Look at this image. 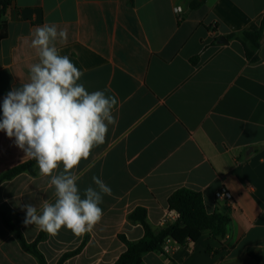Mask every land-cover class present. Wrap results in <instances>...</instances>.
<instances>
[{
  "label": "crops",
  "instance_id": "1",
  "mask_svg": "<svg viewBox=\"0 0 264 264\" xmlns=\"http://www.w3.org/2000/svg\"><path fill=\"white\" fill-rule=\"evenodd\" d=\"M192 1L10 0L5 9L0 105L28 82L37 61L31 32L53 23L68 30L67 43L57 47L84 73L80 83L118 100L105 142L73 170L82 196L95 187L93 176L111 188L103 217L79 237L66 228L47 234L37 244L47 264L82 244L63 264H113L126 250L120 237L136 241L144 233L128 215L145 208L155 231L174 223L178 215L167 200L181 188L200 193L209 214L228 208L215 198L218 190L232 194L225 238L189 228L194 242L174 243L168 255L148 253L142 264H256L248 251L264 254V37L256 63L227 38L259 28L264 0H205L195 9ZM28 160L0 131V175ZM44 199L54 201V190L39 169L0 184V204L15 212L26 214L25 205ZM18 228L27 243L40 232L25 223ZM0 264H39L1 218Z\"/></svg>",
  "mask_w": 264,
  "mask_h": 264
},
{
  "label": "clouds",
  "instance_id": "2",
  "mask_svg": "<svg viewBox=\"0 0 264 264\" xmlns=\"http://www.w3.org/2000/svg\"><path fill=\"white\" fill-rule=\"evenodd\" d=\"M30 35L37 61L29 68L28 82L4 97L0 131L14 138L25 158L36 161L40 175L54 190V201L24 206L25 224L53 236L66 228L79 237L101 221L100 205L111 188L93 176L95 187L88 186L82 196L73 170L105 142L109 125L115 123L112 113L118 100L103 90L89 92L80 83L84 73L57 47L58 41L67 43V29L43 24ZM61 165L63 171L58 172Z\"/></svg>",
  "mask_w": 264,
  "mask_h": 264
},
{
  "label": "trees",
  "instance_id": "3",
  "mask_svg": "<svg viewBox=\"0 0 264 264\" xmlns=\"http://www.w3.org/2000/svg\"><path fill=\"white\" fill-rule=\"evenodd\" d=\"M204 1L193 0L190 8H197ZM9 3L10 0H0V39H4L7 35L6 22L2 17ZM262 37H264V19H262L257 30L242 31L227 36L229 40H236L242 45L244 55L249 63L258 61V50ZM36 170H38L36 161L30 159L2 173L0 184L21 173L34 176ZM167 206L170 211H174L178 215L177 220L174 223L166 224L158 231H155L148 223L145 208L138 207L128 215V220L131 223L140 224L144 233L136 241H128L125 237H120L126 246V250L113 264H142L146 254L156 251L168 255L163 251V245L168 238L182 246H186L188 242H194V239L186 231L189 228L196 231H209L212 238L218 241L225 238L227 225L230 221L228 208H225L222 213L209 214L205 210L201 194L185 188L173 192L167 200ZM25 216L26 214L15 212L7 204H0V218L15 235L22 249L33 255L39 264H47L44 256L37 248V244L46 239L47 233L40 230L37 238L31 243H27L18 228L25 223ZM82 246L83 244L75 251L64 254L57 264H63L66 259L78 253ZM207 251L210 252V249L207 248ZM248 254L255 259L256 264H264V254L258 255L251 250L248 251Z\"/></svg>",
  "mask_w": 264,
  "mask_h": 264
},
{
  "label": "built area",
  "instance_id": "4",
  "mask_svg": "<svg viewBox=\"0 0 264 264\" xmlns=\"http://www.w3.org/2000/svg\"><path fill=\"white\" fill-rule=\"evenodd\" d=\"M180 10L178 8L175 9V12L178 13ZM215 198L218 200H222L226 203L228 208H231V204L233 202V197L232 194L226 189V188H221L215 193ZM175 242L168 238L165 241V244L163 245V251L166 254H170L172 251V244Z\"/></svg>",
  "mask_w": 264,
  "mask_h": 264
},
{
  "label": "water",
  "instance_id": "5",
  "mask_svg": "<svg viewBox=\"0 0 264 264\" xmlns=\"http://www.w3.org/2000/svg\"><path fill=\"white\" fill-rule=\"evenodd\" d=\"M219 42L220 43H227L228 40H226L224 37H220Z\"/></svg>",
  "mask_w": 264,
  "mask_h": 264
}]
</instances>
